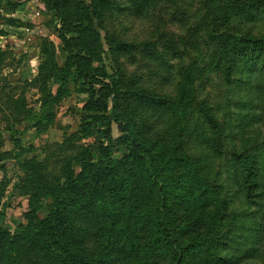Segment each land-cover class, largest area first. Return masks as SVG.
Instances as JSON below:
<instances>
[{"label": "trees", "instance_id": "trees-1", "mask_svg": "<svg viewBox=\"0 0 264 264\" xmlns=\"http://www.w3.org/2000/svg\"><path fill=\"white\" fill-rule=\"evenodd\" d=\"M43 1L76 34L91 20L90 8L77 0ZM128 1L135 16L152 0ZM203 3L207 19L219 23L210 26L208 70L224 86L244 84L236 75L246 73L249 87L255 82L264 91V0ZM18 8L12 5L13 11ZM59 36L66 48L76 50L64 31ZM46 47L50 49L43 51L45 60L33 84L51 104L74 93L85 97L86 113L107 114L121 124L124 110L129 120L122 123L121 136L96 154L73 146L70 150L77 152L62 161L59 178L50 170L51 157L28 162L31 169L23 167L32 184L24 194L29 197L28 220L36 228L0 230V264H264V167L247 151L226 149L223 123L209 101L197 100L192 78L180 84L174 97L150 98L123 75L116 80L96 67L87 54L74 51L59 68L52 46ZM52 78L59 83L54 96L47 92ZM131 105L138 112L157 107L162 119L153 126L143 122L145 117L131 119L136 116ZM259 111L264 113V105ZM82 128L85 138L95 127L85 123ZM190 142L206 146L207 153L192 152ZM120 146L127 153L116 159ZM211 161L218 164L216 173L215 165L208 167ZM229 166L242 199L255 208L252 223H240L228 211ZM221 167L227 192L210 176L219 177ZM48 199L47 216L39 220Z\"/></svg>", "mask_w": 264, "mask_h": 264}, {"label": "rangeland", "instance_id": "rangeland-1", "mask_svg": "<svg viewBox=\"0 0 264 264\" xmlns=\"http://www.w3.org/2000/svg\"><path fill=\"white\" fill-rule=\"evenodd\" d=\"M77 1L91 10V20L78 29L79 34L77 29L62 25L43 0H0L1 231L36 228L28 220L29 197L24 195L32 185L23 169H31L28 162H42L51 157L50 170L59 178L62 161L77 152L70 150L73 146L85 147L96 154L100 146L121 136V125L129 120L124 110L121 124H115L107 114L86 113L82 110L85 97L74 93L51 104L33 84L45 60L43 51L50 49L46 44L52 46L59 68L70 53L87 54L96 67H104L116 80L123 75L131 80L132 88L150 98L155 94L174 97L180 84L192 78L197 100L209 101L223 123L226 149L243 154L247 151L253 159H260L264 167V122L258 118L264 117L263 111H259L264 105V91H259L255 82L249 87L248 79H244L248 77L246 73L236 75L244 84L224 86L208 70L212 51L210 26L219 23L207 19L203 0H152L135 16L128 0ZM13 4L19 5L16 11L12 9ZM60 31L72 40L76 50L64 46ZM74 80L73 74L68 81L71 90H74ZM58 86L56 78L50 79L47 92L54 96ZM135 107L131 105L136 115L130 116L131 119L145 117L143 122L149 126L162 119L157 107L148 105L140 112ZM85 123L95 128L92 135L84 138ZM202 141L205 143L203 138ZM189 146L192 152L200 151L199 155L207 153L202 144L190 142ZM126 153V148L120 146L114 156L121 159ZM215 162L211 161L208 167L215 165L216 173ZM72 168L76 172L75 166ZM228 169L230 180L226 185L232 195L228 211H232V218L238 215V222L252 223L255 208L242 199L235 170L232 166ZM219 172V177L212 173L210 176L216 177L227 192L222 186L223 167ZM50 203L49 199L44 202L45 207L37 215L39 220L46 218Z\"/></svg>", "mask_w": 264, "mask_h": 264}]
</instances>
